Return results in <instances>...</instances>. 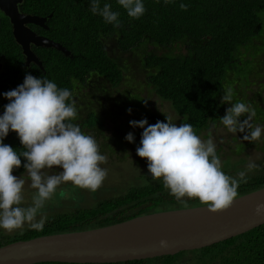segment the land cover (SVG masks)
Instances as JSON below:
<instances>
[{"label": "trees", "instance_id": "1", "mask_svg": "<svg viewBox=\"0 0 264 264\" xmlns=\"http://www.w3.org/2000/svg\"><path fill=\"white\" fill-rule=\"evenodd\" d=\"M90 2L23 0L20 9L46 16L47 27L41 28L42 34L68 52L64 53L54 46H38L34 53L41 65L32 61L25 64L24 55L10 35L7 19L0 20V108L5 110L4 105L9 103L3 93L22 84L27 73L37 78L47 77L58 87L69 89L75 100L77 91L91 81L103 80L95 86L96 89L102 83L116 88L129 78L124 74L129 64L118 56V52L123 55L144 47L168 48L179 43L185 46L186 53L148 51L135 60L145 68L146 90L169 102L181 117V124L190 123L198 133L210 121L214 122L225 115L227 107L231 106L228 102L221 103L226 83L234 93L232 103L242 101L249 104L259 98L257 90L248 98L244 96L252 89L248 72L260 74L255 71L252 60L257 54L264 53V50L257 48L259 37L254 38L260 32L264 33L257 14L259 9L264 11V0H169L168 3L165 0H142L146 11L139 18H130L117 0H100L101 7L107 3L113 11L120 13L119 27L94 15L90 11ZM181 3L188 5L186 11L181 10ZM255 40L259 41L254 43ZM108 43L111 45L108 46ZM241 56H246L244 59H247L246 65L249 66L243 75L248 82L237 94L235 84L230 83L227 77L233 69L241 66ZM235 79L239 80L233 78L231 81ZM127 88L125 93L129 103L133 104L130 95L144 103L143 108H138L135 113L138 120L146 118L149 125L157 121L167 122L163 113L150 110L146 105L147 99L139 95L143 88ZM260 107L257 114L264 113ZM72 122L78 124L81 130L83 127L102 129L103 126L95 108L86 112L84 118H76ZM126 131L130 132V126L124 127ZM3 143L12 146L18 153L25 150L18 134L12 130ZM253 143L248 142L250 145ZM261 143L258 148L264 147V138ZM216 152L219 156V152ZM21 161V166L13 170L14 174L25 170V158L21 157ZM243 162L242 158L233 162L222 160V171L230 176L236 175L247 169L238 166ZM255 163L259 168L249 171L247 183H241L238 188L239 195L264 186V157ZM148 173L145 171L137 175L141 182L126 187L106 189L101 186V190H89L94 194L95 201L90 205L76 201L66 210L53 212L46 218L43 231L29 227L13 234L0 231V246L43 234L105 226L142 213L184 207L164 188L162 179L154 180ZM75 188L72 186L67 193L73 195L72 199L82 201V188H77L80 192L76 195ZM61 191L57 192V197H60ZM183 199L188 207L201 205L196 198ZM34 264H264V223L226 240L175 254L116 262L50 261Z\"/></svg>", "mask_w": 264, "mask_h": 264}, {"label": "clouds", "instance_id": "2", "mask_svg": "<svg viewBox=\"0 0 264 264\" xmlns=\"http://www.w3.org/2000/svg\"><path fill=\"white\" fill-rule=\"evenodd\" d=\"M117 2L130 18H139L146 11L142 0ZM180 8L186 11L188 5L181 3ZM90 11L106 23L120 26V13L113 11L110 4L101 7L100 0H91ZM233 95L231 87L225 88L221 103L228 102L231 106L220 117V123L230 133H245V141L259 140L264 128L251 123L255 110L242 101L232 103ZM3 96L9 103L4 105V113L0 115V228L12 232L23 229L27 223L30 229L43 231L46 217L37 219V216L58 186L71 182L78 188L95 192L107 176V169L101 167L107 157L100 154L96 139L72 122L77 118V108L69 89L58 87L47 77L37 78L27 73L22 84L4 92ZM127 111L130 114L132 110ZM245 113L247 119L241 122L239 117ZM166 121L151 125L146 118L129 121L133 128L143 129L136 153L147 159L152 178L162 179L164 188L184 207H188L183 199L187 197L198 199L213 213L230 208L239 196L240 184L248 181L247 171L258 169L259 165L250 161L247 171L238 172L236 177L227 175L222 171L211 136L203 140L190 123L177 126L169 115ZM10 130L18 134L24 151L18 153L3 143ZM125 139L133 142L134 134L127 133ZM21 157L26 160L23 167L30 187L36 190L31 204L26 207L22 206L26 181L22 176L13 175V170L21 166ZM53 166L62 171H46ZM60 195H64L63 191ZM255 213L264 215V201L256 203ZM159 245L167 247L168 241L161 239Z\"/></svg>", "mask_w": 264, "mask_h": 264}, {"label": "water", "instance_id": "3", "mask_svg": "<svg viewBox=\"0 0 264 264\" xmlns=\"http://www.w3.org/2000/svg\"><path fill=\"white\" fill-rule=\"evenodd\" d=\"M21 1L0 0V11L9 18L25 64L33 60L41 65L29 48V39L38 46H54L68 53L48 37L29 32L24 23L45 27L46 17L21 14L17 6ZM259 201H264V186L239 195L230 208L221 212H210L201 204L142 213L100 227L15 240L0 246V264L116 262L202 248L263 224L264 215L255 213ZM161 239L168 241L167 247H160Z\"/></svg>", "mask_w": 264, "mask_h": 264}, {"label": "rangeland", "instance_id": "4", "mask_svg": "<svg viewBox=\"0 0 264 264\" xmlns=\"http://www.w3.org/2000/svg\"><path fill=\"white\" fill-rule=\"evenodd\" d=\"M257 14L264 28V11L259 9ZM261 33L262 32L257 34L254 38L259 37L258 39H260V43L257 48L264 50V33H262V35ZM258 41L259 40H255L254 43H257ZM143 42H145V40ZM110 45L111 44L108 43V46ZM245 45L243 47H246L248 43L246 46ZM148 51H154L155 53L181 54L186 53V48L182 43H179L168 48L144 47L140 50H134L133 52H126L123 55L118 52V56L123 58L125 62L129 64L128 71L124 73L129 76L128 79H125L124 82L117 85L116 88L110 87L106 83H102V85L98 86L96 89L95 86L99 85V83L103 81L102 79H98L95 82L91 81L88 85L84 86V88H81L76 93L77 99H75V102L77 108V119L84 118L86 112L94 108L98 111L102 118V129H99L98 127H83L82 130L85 134L91 135L96 139L99 145L100 154L107 157V162L101 164L102 168L107 169V176L101 185L106 189L117 186L126 187L132 183H138L140 179H137V175H142L145 171L149 174L147 169V159L141 158L136 153V148L140 145L141 133L143 132V129L139 127L133 128L129 124L130 120L138 121L135 117V113L138 108H143L144 103L139 99H134L131 95L130 97L133 104L128 102L125 93L128 86L143 88V90L139 91V95L147 99L148 102L146 105L150 108V110H156L163 113L165 116H171L173 118V122L176 123L177 126L181 124V117L175 113L169 102L162 100L154 93H149L146 90L147 87L144 83L145 68L139 65L135 59L141 57ZM244 58H246V56H244ZM244 58L241 56V66L237 67V69H233V72L230 73L227 78H229L230 83L235 84L234 88L237 91V94H239L244 85H246L248 78L252 81L250 84L252 89L251 91H248L247 95L244 97L248 98V95H250L253 91H258L259 98L249 103L256 113L251 123L254 126L259 125L264 128V113L257 114V109L259 110V108H261L260 106L264 109V53L262 52L257 54L253 57L254 60H252L255 71L260 72V74L253 75L249 71V76H247L248 78L246 77L247 80L243 78V75L246 70L249 69V66L246 65L247 59ZM233 78H239V80L235 79L232 82L231 80H233ZM225 87H230V85L226 83ZM129 108L132 110L130 114L127 111ZM247 116L248 114L245 113L239 117V120L242 122L244 119H247ZM125 126H130V132L134 134L133 142H129L125 139L126 134L129 133V131L124 132ZM196 134L203 140H207L209 136H211L216 144V150L219 152V158L221 161L229 159V161L233 162L234 160L242 158L244 162L238 166L247 168L250 161H260L264 157V147L258 148V146L262 144L261 142L264 138V132H262L259 140L254 141V145H250L248 144L249 141L243 140L245 133L239 131L235 134L230 133L222 125V123H220V119H217L214 122L210 121L207 126L202 128ZM46 171L56 173L62 171V169L58 166H53L51 170ZM243 171H247V169ZM248 173L249 171H247V174ZM13 175L18 178L22 176V178L25 179L26 182L22 193L24 196L22 206H29L32 202V196L35 194L36 190L30 187V180L26 170L19 174L13 173ZM236 175L231 174L232 177H236ZM72 186L74 185L71 182L63 183L58 186L53 197L45 202V205L38 214L37 219H40L41 216L47 218L55 211L66 210L76 201L83 205H90V203L95 201L94 194L87 189L81 190V192L84 193V199H82V201L72 199L73 195L67 193V190L72 188ZM77 188L78 187L75 188V195L80 192ZM60 190H63L64 195L57 197L56 194ZM26 227H28L27 223H25L23 229ZM23 229H16L12 232H8L3 228H0V231L3 234H13Z\"/></svg>", "mask_w": 264, "mask_h": 264}, {"label": "flooded vegetation", "instance_id": "5", "mask_svg": "<svg viewBox=\"0 0 264 264\" xmlns=\"http://www.w3.org/2000/svg\"><path fill=\"white\" fill-rule=\"evenodd\" d=\"M22 2H23V0L21 1V2H18L17 3V6H18V11L21 13V14H31V15H37V14H32V13H29V12H25V11H23V10H21L20 9V4H22ZM37 16H39V17H44L43 15H37ZM49 16V15H48ZM46 17V16H45ZM7 19V22L9 23V29H10V35L12 36V38H13V40H14V43L19 47V49L21 50V46L19 45V44H17L16 43V41H15V39H14V37H13V33H12V26H11V23H10V21H9V18L7 17V16H5L1 11H0V20L1 19ZM46 19H47V17H46ZM46 19H45V21H44V24H45V22H46ZM24 26L29 30V32L31 33V34H35V35H40V36H45V35H43L42 34V32H41V28H45V27H47L46 26V24H45V27H43V26H41V25H39V24H35V23H30V22H26V23H24ZM46 37V36H45ZM36 47H38V45H36L34 42H32L30 39H29V48H30V50L31 51H35V49H36ZM22 52V51H21ZM35 54V53H34ZM35 56H36V54H35ZM37 57V56H36ZM35 62V61H33V60H30L29 62ZM28 62V63H29ZM36 63V62H35ZM1 64V63H0ZM1 68V67H0ZM0 110L2 111V113L0 114V115H3V113H4V110L2 109V108H0Z\"/></svg>", "mask_w": 264, "mask_h": 264}]
</instances>
